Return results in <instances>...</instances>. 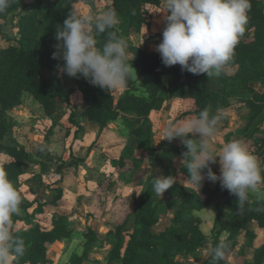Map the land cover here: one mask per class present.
<instances>
[{
    "label": "trees",
    "instance_id": "16d2710c",
    "mask_svg": "<svg viewBox=\"0 0 264 264\" xmlns=\"http://www.w3.org/2000/svg\"><path fill=\"white\" fill-rule=\"evenodd\" d=\"M81 0H15L4 12L0 13V20L6 19L13 12H24L18 20V45H8L0 48V155L9 157L8 161L0 163V170L5 171L8 179L15 182L14 186L21 197L20 214L13 215L10 230L25 242L24 255L14 259L13 264H49L48 245L54 241L67 239L70 229L62 218V214L52 219L48 229L40 226L35 220V215L42 212L41 204H33L23 194L16 183L23 173L25 161L29 155L24 147L11 137L10 129L4 121L7 110L12 109L21 101V97L28 92L39 103H44L53 98L49 92V81L42 75L43 69L55 70L63 65L62 59H53L52 53L56 51L55 39L56 26L62 24L70 11H77L76 4ZM264 0H250L251 9L248 11V22L245 32L240 37L235 47L233 59L225 66L224 73L217 77L219 89H211L203 84L205 74H193L182 71L179 64L171 67L162 63L159 52L150 51L144 46H130L131 58L128 63L134 67L137 76L149 78L143 82L147 97L132 92L134 78H129L123 86L125 92L117 100L114 95L98 86L92 85L88 79L75 77V83L85 104L81 116L88 121L102 122L101 112H112L115 119L120 112L133 111L146 115L151 111L162 108L165 101L172 98L187 99L191 102L189 111L195 117L205 108L211 114L223 111L225 114L234 108L231 99L238 98L237 104L249 109V114L244 117L245 126L241 132H248L254 119L264 111V98L255 101L248 97L246 89L250 84L264 78ZM160 0H111L109 9L115 10L119 23L114 29L118 36H129L130 32H138L143 24V10L146 5L159 6ZM46 4L43 14L42 6ZM252 31L251 35L245 34ZM106 33L98 34L97 47L103 46ZM228 68L234 69L229 72ZM187 75L193 80L190 86L180 81L182 75ZM170 76L168 90L164 97L160 95L163 76ZM102 128V127H101ZM261 124L256 125L250 132L249 145L259 146L264 143V133L259 132ZM80 128L78 127V130ZM137 136L142 132L139 126L132 129ZM8 139V140H7ZM186 151L179 137L172 141L164 140L153 150L151 157H161L165 161V175L171 176L175 184L164 192L168 200L165 202L146 203L144 199L137 200L133 209V227L126 233L124 241L122 228L124 222L114 228L115 241L109 252V260L119 264H188L190 257L196 264H212L210 252L201 257L202 251L208 245L207 236L200 230V218L193 212L205 208L212 198L217 196L215 204V225L218 234L211 241L214 248L220 241L228 243L223 260L218 264H232L226 259V254L232 252L238 243V238L243 232L246 235L244 245H252L256 233L249 229L253 222L259 229L264 230V199H253L246 202L241 211L237 205V197L228 190L222 189L220 182L213 185L203 181L199 187L190 183L187 170L184 168L182 153ZM84 162L82 157L70 156L56 169L60 173L61 167L77 168ZM41 173L43 163L39 162ZM260 167L264 175V156ZM178 169H181V171ZM184 174L186 185L178 183L179 173ZM151 183L145 185L143 193L148 194ZM264 190V184L260 186ZM62 191L57 190V195L52 199L56 203ZM165 206L171 211L170 223L161 231H154L153 226L159 220V210ZM61 216V217H60ZM23 224L15 228L17 223ZM227 235L220 239L219 234ZM87 237L85 245L91 243ZM243 250V247H242ZM87 252L73 254L69 264H83ZM264 255V244L254 251L253 261H243L241 264H260Z\"/></svg>",
    "mask_w": 264,
    "mask_h": 264
},
{
    "label": "clouds",
    "instance_id": "9594fccd",
    "mask_svg": "<svg viewBox=\"0 0 264 264\" xmlns=\"http://www.w3.org/2000/svg\"><path fill=\"white\" fill-rule=\"evenodd\" d=\"M15 0H0L4 13ZM160 11L166 13V27L162 40L156 46L162 63L171 67L179 64L182 71L219 77L233 59L235 47L245 32L250 0H160ZM119 23L115 10L99 14L70 11L62 24L56 26L53 59H62L60 70L70 77H83L108 92L125 86L129 78H137L136 70L127 61L126 43L114 29ZM106 33L102 48L97 47L96 36ZM226 114H211L201 110L190 121L171 125L166 120L157 131L160 140L172 141L179 137L186 151L182 153L186 179L200 189L207 178L219 181L221 188L237 197L242 211L249 193L264 198L260 185L264 175L257 158L238 140L225 142L219 151L212 148L210 139ZM199 138L198 140L196 138ZM217 157L219 158L217 160ZM218 163L219 175L211 165ZM207 170L206 174L204 170ZM175 184L171 176L153 180V191L160 197ZM21 197L5 171L0 170V264H13L25 252V242L10 230L11 218L20 214ZM228 243L220 241L210 249L212 264L225 257ZM188 264H196L189 258Z\"/></svg>",
    "mask_w": 264,
    "mask_h": 264
},
{
    "label": "rangeland",
    "instance_id": "374dc122",
    "mask_svg": "<svg viewBox=\"0 0 264 264\" xmlns=\"http://www.w3.org/2000/svg\"><path fill=\"white\" fill-rule=\"evenodd\" d=\"M110 5L111 0H81L77 2L76 10L81 14H86L90 11L99 14L108 10ZM261 5L264 8V1L261 2ZM159 8L160 7H157L153 10L150 15L148 14L150 12L148 8H144L143 10L146 20L147 18H151V25L150 21H144L148 30L151 29L150 37L147 38L148 34L141 35L140 30L136 33L131 31L129 36L126 37L125 35L121 36L126 43L127 60H129L132 55L129 48L130 46L135 45V43L138 46L145 47V45H142L143 41L150 38L151 42H155L157 45L161 42L162 33L166 27V21L164 19L166 13L159 12ZM45 9L46 4L42 6L40 13L43 14ZM29 10L30 9H25L23 11L13 12L9 14L6 19L0 20V48L12 44H19L20 36L17 31L18 20L24 12ZM145 25L143 26L145 27ZM245 34L251 35L252 31H247ZM233 70L234 69L228 68L229 72H233ZM42 75L45 78L47 76L46 79L49 81V92L53 95V98L50 101L53 105L55 104L54 106L57 109L58 107H64L63 110L59 109L60 118L56 120V123L55 121L53 123V126L55 124L59 125L56 126L58 129L53 135V137L56 138L52 150V154H54L55 157L52 158L51 161L46 160V163L43 164V173H41V175H39L41 170L39 173H37L38 169L36 170L37 162H32L30 169H27L26 167H29V165L27 164V161H25L23 166V169L25 170L23 173L25 174H23L21 178L19 177L16 183L29 201H32L34 205H36V203L41 204L42 212L35 215V220L39 222L42 228H50L52 225V219L62 214V218L70 229L71 233L67 239L57 240L48 245L49 264H69V259L73 254L80 255L84 250H86L87 255L83 264H119L108 258L112 244L115 241L113 235L114 228L124 222L121 231L125 241L127 239L126 233L131 231L133 227V209L137 200L144 199L146 203L151 204V202H153L152 200H154L157 195L153 191V180L157 177H162L163 175V159L157 158L155 160L151 157L153 150L164 141L160 140L157 131L160 128L161 123L165 120L171 125H180L182 119L189 116L191 117V115L194 117V115L189 112L191 110V102L187 99H174L170 102L167 100L163 103L161 109L151 111L146 115H141V117H139L140 123L138 126L142 134L139 136H137L132 130L135 128V124L134 126H124V128L121 129L122 136L123 138L125 137L123 141L125 142L123 150L119 149L120 143H118L119 141L116 138L109 137L107 147H109L110 150L109 152H102L103 157H105V163L103 166H101L97 172H92L87 169L85 173L79 175L80 177L76 170L71 169V173L70 175L67 174V177L68 183H72L74 180V183H72L74 189L72 191L70 189L67 190L66 193L68 196L66 195L63 199L65 189L62 188L61 183L64 178L62 168H65V166L61 167L60 173L56 172V169L63 163V160H61L63 144L65 146L70 142L71 147H73L77 143L78 135L76 133L78 127L82 128V125L80 124V114H77V111L71 109V105L75 107L81 98V95L78 86L75 83V77H70L66 73H63L60 70V67L52 70V72L48 70ZM148 78L149 76H137V78H134L132 92L147 97L143 82ZM50 79L53 80L50 81ZM169 80L170 76L166 75L162 77L160 89L162 97L167 93ZM254 88L255 90H263L264 78L255 82ZM124 92L125 89L123 86L112 91L115 100L123 95ZM27 95H29V93L25 92L22 97V102H28L29 96ZM231 100L235 101L238 100V98H233ZM171 103L175 104L172 106ZM67 107L70 111H68ZM111 116L112 112L106 110L101 112L102 122L105 121L103 126H101L100 121L98 122L99 126L102 127L100 128V131L106 127L108 121L112 120ZM76 120H78V122H76ZM70 122L73 123L75 127H71ZM259 123L261 124L259 132L264 133V111L254 119L250 132H252ZM6 124L10 128L12 137L13 130L11 123L6 121ZM44 131L45 135L50 137L52 135L51 131L53 130L52 127H50V129L45 127ZM98 137L99 135L97 134L95 142H97L96 140ZM250 143V141L247 142L245 146L247 147ZM85 151L86 148H83L80 154L83 155ZM70 156L73 155L71 154ZM253 156L258 158L257 161L261 163V159L264 156V143L260 145V148H258L256 152H253ZM8 160L9 157L5 154L0 155V163ZM179 170L180 169H178V171ZM178 173L183 174L182 172ZM31 178L35 179L34 186L36 188H34V190L27 184V180ZM183 180H186L183 176H179L177 179L178 183H181ZM38 181L39 184L36 186ZM76 181L79 182V185ZM149 182L151 183V191L148 194H144V187ZM12 183L13 185L15 184V182ZM92 183L95 184L97 188L100 187L95 194H97L96 197L100 200L101 204L99 202V205L97 206L94 204L90 208H84V202L80 199L76 201L75 198L77 194L83 196L87 195V193H91L87 190L89 184ZM101 185L103 186L102 188ZM58 189L62 191L61 196L58 203H53L52 199L57 195ZM261 192H264V190H261ZM217 199L216 196L214 199L215 204ZM253 199L264 198H258L257 195L249 193V200ZM169 216L168 208L161 206L159 210L158 221H160V223L158 224V227H162L164 223L168 222ZM21 226H23V224L19 222L15 225V228L17 229ZM217 229L218 227L215 226L211 231L210 240L208 239V245L206 248L209 247V243L211 244L212 239L218 234ZM249 229L256 233L252 245H244L247 238L242 232L238 238L236 248L232 252L226 254V259L230 263L241 264L243 261H253L255 249L264 244V230L259 229L255 224H250ZM87 237H91L92 240L89 245H85ZM219 237L221 239L223 233L219 234ZM206 248L202 251V254L200 255L201 257H204ZM260 264H264V255L261 257Z\"/></svg>",
    "mask_w": 264,
    "mask_h": 264
},
{
    "label": "crops",
    "instance_id": "0c3cea01",
    "mask_svg": "<svg viewBox=\"0 0 264 264\" xmlns=\"http://www.w3.org/2000/svg\"><path fill=\"white\" fill-rule=\"evenodd\" d=\"M157 7H159V6L146 5L144 8L149 9L150 12L148 14L150 15L151 12L153 10H155ZM145 20H146V18L143 14V24H142L140 31H141V35L148 34L147 35V38H148L151 35V31H150L151 29L148 30L147 25H145V23H144ZM146 21H150V25H151V18H149V19L147 18ZM143 25H145V27ZM150 28H151V26H150ZM135 45L138 46L136 43H135ZM142 45H145V47L147 49H149L150 51H156L157 43L151 42V38L143 41ZM156 52H158V51H156ZM48 70L49 69H43L41 72H42V74H44ZM49 71L52 72V70H49ZM46 78H47V76H46ZM183 79H184V81H183ZM52 80L53 79H50V81H52ZM180 81H181V83H183L184 85H187V86H190L193 84V80L185 74L180 77ZM254 83L250 84L249 87L246 89V94L248 97L252 98L253 100L260 101L264 98V89L262 88L263 90H255ZM203 84L206 87L211 88V89H219L218 88L219 87V81H218L217 77H207V75L205 74L203 77ZM260 85H262V84H260ZM27 96H29L28 102H22V97H23L22 96L21 101L18 105L14 106L12 109L6 111L5 116H4V121H5V124H6V121L11 123L12 130H13V136L12 137L24 147L25 151L29 155V161H27V164L29 165V167H26V168L30 169L32 162L35 161V162H37L36 163L37 164L36 170H37L38 166L40 165L39 162H42L43 164H45L46 160L51 161L52 158L55 157V155L52 154V152H53L52 150H53L55 142H56V138H54L53 135L55 134V131L58 129L56 126H59V125L55 124L53 126V123H54V121L56 123V120L60 118L59 109L63 110L64 107H58V109L55 108V106H54L55 104L53 105V103L50 101L51 99L44 102V103H39L37 100H35L33 98V96L31 94H29ZM174 99H180V98H172L171 100H174ZM171 100H169V102ZM182 100H185V99H182ZM231 103L235 105L234 108H232L230 113L228 112V113H226V115L224 117H222L221 121L217 125L215 135L210 139V143L212 145V148L217 152L219 151V149L222 147V145L225 142L230 141L232 139H238V140L242 141L245 145L247 142H249L248 140H249L251 128L248 132H245V133L241 132V129L245 126L244 117L249 114V109L245 106L237 104V100H235V101L231 100ZM174 104L175 103H173L172 106ZM64 106H65V104H64ZM84 107H85V104L82 101V98L79 99V101L77 102V105H75V107L71 105V109L77 111V114H80V119H81L80 124L82 125V128L79 127L80 129L77 130L76 134L78 135V138H77V143L73 146L74 148L71 147L70 142H68V144L65 146L63 144V146H62L63 153L61 156V160L67 161L69 159L70 155L72 154L74 157L84 158V162L79 164L77 168H74V167L62 168V170H63L62 172L64 173V178H63V180H62L63 182L61 184H62V188L65 189V194H64L63 199L66 197V195L68 196V194L66 193L67 190L70 189L72 191L74 189L72 186V183H74V180L72 183H68V177H67L68 176L67 174L70 175L71 169L76 170L78 173V176L81 173H85L87 171V169L91 170L92 172H97V170H99L101 168V166H103V164L105 163V157H103L102 152H105V151L109 152V150H110V148L107 147V142L109 141L108 140L109 137L116 138L119 141L118 143H120L119 149L123 150V148L125 146L124 145L125 142H123L125 137L123 138L121 129H123L124 126H128V125L134 126V124H135V127H137L140 123L139 122V117H141L140 114H138L137 112H133V111H125V112H120L115 119L108 121L106 127H104L100 131L101 127L99 126V124L97 122L88 121L84 117L82 118L81 112L83 111ZM65 109H66V107H65ZM68 111H70L69 108H68ZM194 118H196V117L195 116L193 117L191 115V117L189 116L185 119H182L180 124L186 123V122H188ZM76 122H78V120H76ZM70 125H71V127H75V125L71 122H70ZM7 127L9 128L8 125H7ZM45 127L47 129H50V127H52L53 131H51L52 135L50 137H47L45 135V131H44ZM71 131H73V130H71ZM97 134L99 135V137L96 140L97 142H95ZM196 139L198 140L199 138L197 137ZM89 144H91V145H89ZM83 148H86V151L84 152L83 155H81L80 153L82 152ZM255 148H257V149L260 148V145L259 146H251V145L247 146L248 151L252 155H253V152H256V150H257ZM117 151H118V149H117ZM106 155H108V154H106ZM157 158H161V157H157ZM218 159L219 158L217 157V160ZM259 160H260V158H259ZM162 164H163L162 166H164L163 167L164 171H162V174H163L162 176H166L165 175V161L164 160H163ZM211 167H212V170L219 175V171H220L219 164L214 163L211 165ZM23 172H25V170ZM204 172L206 174L207 170L205 169ZM37 173H39V172H37ZM23 174H25V173H22L20 175V178H21V176H23ZM179 176L185 177L183 174H179ZM34 180L35 179H33V178L27 180L28 186L31 189L33 188V190H34V188H36L34 186L35 185ZM186 181L187 180H185V181L183 180V183L185 185H186ZM204 181L213 185V182L209 181L207 178H205ZM76 182L79 185V182L78 181H76ZM37 184H39V181L36 183V186H37ZM103 186H104V184H103ZM103 186L101 185V188ZM99 188L100 187L97 188V186L93 183L89 184L87 191H90L91 193H89V194L87 193V195H83V196H81V194H77L75 200L78 201L80 199L81 201H83L84 202V208H90L94 204L97 206V205H99L100 200H98V198L96 197L97 194H95V192H98ZM168 198H170V197H168L167 195H163L162 197L156 195L154 200H152V201L153 202H165L168 200ZM214 199L215 198L213 197L212 201L205 208L193 212L195 215H197L200 218L199 228L207 236V238L209 240H210L211 231L216 226L215 225V213L216 212H215ZM153 202H151V203H153ZM56 203H58V201ZM100 204H101V202H100ZM169 214H170V216H169L168 222L164 223L162 225V227H158V224L160 223V221H158L153 226L154 231H156V232L161 231L167 225H169L170 218L172 216L170 210H169ZM252 224L256 225V223H254V222ZM222 233H223V237L221 239H224L227 234L225 232H222ZM210 248H211V244L209 243V247L206 248V250H205L204 257L210 252Z\"/></svg>",
    "mask_w": 264,
    "mask_h": 264
},
{
    "label": "water",
    "instance_id": "95a60500",
    "mask_svg": "<svg viewBox=\"0 0 264 264\" xmlns=\"http://www.w3.org/2000/svg\"><path fill=\"white\" fill-rule=\"evenodd\" d=\"M37 172H40V165L38 166V171Z\"/></svg>",
    "mask_w": 264,
    "mask_h": 264
}]
</instances>
